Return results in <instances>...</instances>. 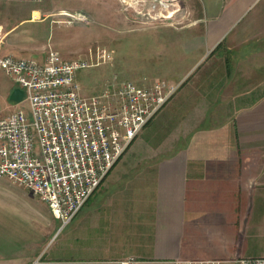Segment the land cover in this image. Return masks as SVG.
Wrapping results in <instances>:
<instances>
[{
  "label": "crops",
  "instance_id": "obj_1",
  "mask_svg": "<svg viewBox=\"0 0 264 264\" xmlns=\"http://www.w3.org/2000/svg\"><path fill=\"white\" fill-rule=\"evenodd\" d=\"M182 1L193 13L182 29L200 27L205 52L190 70L203 58L211 70L203 111L181 116L210 124L183 125L164 147L171 132L154 117L63 227L31 191L0 177V264L264 257V0ZM55 9L50 0H0L1 56L43 63ZM17 88L0 68L9 107Z\"/></svg>",
  "mask_w": 264,
  "mask_h": 264
},
{
  "label": "built area",
  "instance_id": "obj_2",
  "mask_svg": "<svg viewBox=\"0 0 264 264\" xmlns=\"http://www.w3.org/2000/svg\"><path fill=\"white\" fill-rule=\"evenodd\" d=\"M180 1L165 0L161 5ZM3 37L0 28V47ZM90 66V61L64 59L51 50L43 63L0 54V68L23 90L29 105L27 113L16 110L0 119V177L31 191L62 227L78 214L179 86L125 81L84 98L78 92L76 74ZM119 264L137 262L129 259ZM234 264H264V257L242 258Z\"/></svg>",
  "mask_w": 264,
  "mask_h": 264
},
{
  "label": "rangeland",
  "instance_id": "obj_3",
  "mask_svg": "<svg viewBox=\"0 0 264 264\" xmlns=\"http://www.w3.org/2000/svg\"><path fill=\"white\" fill-rule=\"evenodd\" d=\"M50 1L56 11L49 32V50L64 59L80 58L92 64L76 74L81 97L98 95L108 85L114 87L125 81L139 86L164 81L179 85L151 123L169 126V138L161 139L164 147L183 130V125L194 124L200 128L210 124L208 118L181 116L190 111H203V81L211 70L208 62H204L205 58L190 70L205 52L200 41V27L182 29L193 24V13L182 0L167 7L161 5L165 0ZM175 10L170 18H164ZM96 54L100 55L97 60ZM95 62L98 65H94ZM236 102L239 101H233ZM16 110L27 113L28 102L23 99L9 107L0 95V116ZM136 149L137 145H134L127 155H135ZM120 170V167L116 168L111 177ZM136 193L130 197L133 205L138 204Z\"/></svg>",
  "mask_w": 264,
  "mask_h": 264
},
{
  "label": "water",
  "instance_id": "obj_4",
  "mask_svg": "<svg viewBox=\"0 0 264 264\" xmlns=\"http://www.w3.org/2000/svg\"><path fill=\"white\" fill-rule=\"evenodd\" d=\"M11 100L19 103L22 101L23 99V90H21L20 88L15 89L12 94H11Z\"/></svg>",
  "mask_w": 264,
  "mask_h": 264
},
{
  "label": "bare ground",
  "instance_id": "obj_5",
  "mask_svg": "<svg viewBox=\"0 0 264 264\" xmlns=\"http://www.w3.org/2000/svg\"><path fill=\"white\" fill-rule=\"evenodd\" d=\"M75 13V12H74ZM61 15H69V14H67V13H62ZM172 16V13L170 14V15H168V16H166L165 18H170ZM74 17H76V16H74ZM80 18V17H79Z\"/></svg>",
  "mask_w": 264,
  "mask_h": 264
}]
</instances>
